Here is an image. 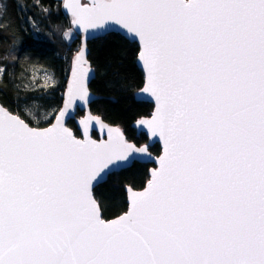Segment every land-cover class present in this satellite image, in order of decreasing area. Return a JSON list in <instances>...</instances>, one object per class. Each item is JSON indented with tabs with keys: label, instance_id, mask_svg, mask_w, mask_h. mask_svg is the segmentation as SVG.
<instances>
[{
	"label": "snow or ice",
	"instance_id": "obj_1",
	"mask_svg": "<svg viewBox=\"0 0 264 264\" xmlns=\"http://www.w3.org/2000/svg\"><path fill=\"white\" fill-rule=\"evenodd\" d=\"M65 7L85 32L114 24L140 43V91L157 107L138 123L163 155L142 191L128 189V210L106 221L94 185L152 156L119 127L98 143L65 126L75 101H90L83 69L46 127L0 105V264H264V0ZM93 119L80 121L85 136Z\"/></svg>",
	"mask_w": 264,
	"mask_h": 264
},
{
	"label": "trees",
	"instance_id": "obj_2",
	"mask_svg": "<svg viewBox=\"0 0 264 264\" xmlns=\"http://www.w3.org/2000/svg\"><path fill=\"white\" fill-rule=\"evenodd\" d=\"M0 103L19 114L33 127H46L45 114L60 110L72 61L81 47V38L65 37L73 29L63 11V0H0ZM77 35V34H76ZM89 61L96 71L90 90L101 97L90 105L91 111L107 123L124 130L127 138L141 146L147 136L137 134L133 124L151 115L154 106L137 101L135 94L145 82L137 65L140 47L120 34L112 33L88 43ZM44 72L52 81L46 83ZM83 115V112L78 113ZM35 117V119L33 118ZM37 121L39 123H37ZM69 126L79 132L75 123ZM96 137V135H95ZM150 151L159 155L161 146ZM151 164L134 163L132 167L111 174L94 195L102 206L103 218L113 219L128 209L126 186L143 189L149 181Z\"/></svg>",
	"mask_w": 264,
	"mask_h": 264
},
{
	"label": "water",
	"instance_id": "obj_3",
	"mask_svg": "<svg viewBox=\"0 0 264 264\" xmlns=\"http://www.w3.org/2000/svg\"><path fill=\"white\" fill-rule=\"evenodd\" d=\"M67 3V0H63V11L64 13L70 17L71 19V25H72V28L73 30L76 32L77 36L81 38V47L79 49L78 52L80 51H83L85 53V57L84 59L86 60V63L83 64V65H78L76 60H75V57L77 56V54L75 55L73 61H72V66H71V70H70V74H69V78H68V82H67V86H66V89H65V92H64V95H63V102H62V106L60 109H62L66 104H67V100H68V89L71 87L72 85V74L74 72H77L79 70H81V68L83 69V71L86 73L87 77H88V80H87V83H88V89H89V96H90V101L88 104H83L82 101L80 100H76L75 101V104L73 105L72 108L69 109V112L71 113V116H68L66 115L64 120H65V126L68 127L70 130L73 131L74 135H76L75 133V130L73 128H71L69 126V123L71 121H73L75 123V126L79 132V135L80 136H77L78 138L80 139H86V138H91L95 141H97L98 143H103V142H106L107 140V137H108V128L109 127H119V126H116V125H111L109 123H107L101 116L99 115H96L94 114L91 109H90V105L97 101V100H100L101 97L98 96V95H95L91 90H90V85L91 83L93 82V80L96 78V71L95 69L92 67L91 65V62L89 61V47H88V43L98 37H102V36H106L108 34H112V33H116V34H120L122 35L123 37H125L127 40L131 41V42H135L138 44V46L140 47V50H141V45L140 43L138 42V40H133L131 39L127 34H126V30H122L119 26L117 25H112L111 28L108 27V25L106 24L105 25V28L107 29V31H103L101 29H98V28H89L87 30V32H85V30L83 28H79L74 22V18L72 17V14H71V11L69 9H67L65 7ZM79 3L82 5V6H88V7H91L92 6V3H93V0H79ZM77 52V53H78ZM137 65L138 67L142 70L143 74H144V79H145V76H146V69L142 66V62H139L138 59H137ZM145 86V82H144V85L143 87ZM142 87V88H143ZM141 88V89H142ZM140 89V90H141ZM137 91L136 94H135V98L137 101H145V102H149L151 103L154 108H153V111L151 112V115L148 116V117H142L143 119H148L150 118L154 112H155V109L157 107L156 105V101H155V97H152L150 96L148 93H142L141 91ZM0 105H2L0 103ZM81 105H83L81 107ZM3 106V105H2ZM4 107V106H3ZM4 109L6 111H8L10 114H13L11 113L7 108L4 107ZM80 112H83V115H78V113ZM91 115L95 118H98L100 120V123H97L96 122V119H93V121L90 123L89 125V130H88V133L87 135L85 136L83 134V125L80 124V121L81 120H84V119H87V117ZM140 118V119H142ZM138 119L134 124H133V128L137 131V134L140 135L142 133H144L147 138H148V142L144 145H137L136 143L130 141L127 136L125 135L124 133V130L119 127L121 129V131L124 133V136H125V139L128 140L129 142L135 144L136 146L138 147H148L149 149V153L151 154L152 156V159L149 160L147 159V154L145 153H141L139 154L137 160L134 162V163H141V164H151L152 167L150 168L149 170V177H150V173L153 171V170H156L158 169L159 167V158L163 155V147H164V142L163 140H160L158 137H154L152 136L151 134V131L144 125H140L138 123V121L140 120ZM27 122V121H26ZM96 135V137H95ZM155 144H159L161 146V153L159 155H155L153 154L151 151H150V148L152 146H154ZM131 158V157H130ZM133 163V164H134ZM132 164V165H133ZM131 166H126V167H123L121 169H118V170H114L112 174L114 173H118V172H121L122 170H125V169H128ZM110 176V175H109ZM109 176L107 177V179L100 183V184H95L94 187H93V196L94 198L96 199L95 195H94V191L95 189L103 184V183H106ZM148 183V182H147ZM146 183V184H147ZM128 189H130L131 191H142L143 189H140V190H136L130 186H126L125 187V191H126V195H127V203L129 204V201H130V197H131V191H129ZM97 200V199H96ZM98 201V200H97ZM128 210V209H127ZM124 214V213H123ZM122 214V215H123ZM101 216L103 218V213L101 211ZM121 216V215H120ZM117 218V217H115ZM113 218V219H115ZM104 219V218H103ZM113 219H110V220H113ZM106 220V219H105ZM106 221H109V220H106Z\"/></svg>",
	"mask_w": 264,
	"mask_h": 264
},
{
	"label": "rangeland",
	"instance_id": "obj_4",
	"mask_svg": "<svg viewBox=\"0 0 264 264\" xmlns=\"http://www.w3.org/2000/svg\"><path fill=\"white\" fill-rule=\"evenodd\" d=\"M67 33H68V36H67V37L65 36V37H66L69 41H72V40L76 39L77 35H76V32H75L73 29L68 30ZM44 73H45V74H43L44 81H45L46 83L51 82V81H52V77H51V75H49L48 72H44Z\"/></svg>",
	"mask_w": 264,
	"mask_h": 264
}]
</instances>
